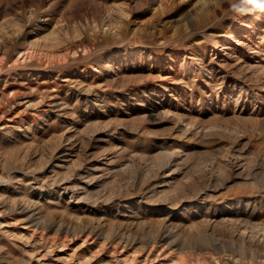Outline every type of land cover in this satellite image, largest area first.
<instances>
[{"label":"rangeland","instance_id":"rangeland-1","mask_svg":"<svg viewBox=\"0 0 264 264\" xmlns=\"http://www.w3.org/2000/svg\"><path fill=\"white\" fill-rule=\"evenodd\" d=\"M233 4L0 0V264H264V11Z\"/></svg>","mask_w":264,"mask_h":264},{"label":"bare ground","instance_id":"bare-ground-1","mask_svg":"<svg viewBox=\"0 0 264 264\" xmlns=\"http://www.w3.org/2000/svg\"><path fill=\"white\" fill-rule=\"evenodd\" d=\"M218 45H219L220 47H222V46H223V41L220 40V42H219ZM22 52H23V51H22ZM24 53H25V52H23V55H24ZM25 54H26V53H25ZM26 55H27V54H26ZM26 55H24V56H26ZM24 56H23V57H24ZM18 57H19V56H18ZM18 57H17V58H18ZM20 57H21V56H20ZM30 57H32V55H31ZM22 60H23V59H22ZM27 60H28V57H27ZM29 60H30V58H29ZM16 61H17V59H16ZM34 203H35V201H34ZM37 203H38V202H37ZM37 203H36V204H37ZM23 210H24V209H23ZM25 212H26V211H25ZM38 214H39V213H38ZM33 219H34V218H33ZM37 223H38V222H37ZM29 224H30V223H29ZM34 224H35V223H34ZM35 225H36V224H35ZM38 225H39V224H38ZM0 226H1V224H0ZM4 226H5V225H4ZM25 226H26V225H25ZM32 227H33V226H32ZM38 228H39V227H38ZM1 229H2V228H1ZM4 229H5V228H4ZM32 229H34V227H33ZM29 230H30V229H29ZM36 230H37V229H36ZM1 231H2V230H1ZM32 231H33V230H32ZM3 232H4V231H3ZM19 232H21V231H19ZM34 232H35V229H34ZM34 232H33V233L24 232V234H18L17 231H16L17 234H16V233H14V234L16 235L15 237H16V239H18L19 242H20V241L22 242L23 239H26V241L29 243V245H33V246H35V245H36V242H37L36 240L39 239V238H37V239L35 238V236H34ZM36 232H37V231H36ZM21 233H22V232H21ZM6 234H8V233H6ZM11 235L13 236V234H11ZM8 236H9V235H8ZM40 238H41V237H40ZM51 240H52V239H51ZM51 240H50V241H51ZM12 241H13V240H12ZM24 241H25V240H24ZM24 241H23V242H24ZM38 241H40V240H38ZM47 242H48V241H47ZM52 242H54V241H52ZM37 244H38V243H37ZM50 244H52V243H50ZM50 244H49V245H50ZM24 245H26V243H25ZM27 245H28V244H27ZM46 245H48V244H45V246H46ZM52 245H53V244H52ZM62 245H63V244H62ZM36 246H38V245H36ZM42 246H44V245H42ZM54 246H55V245H54ZM64 246H65V245H64ZM22 247H23V246H22ZM62 247H63V246H62ZM29 248H30V247H29ZM29 248H28V249H29ZM45 248H46V247H45ZM50 248H51V246H50ZM26 249H27V248H26ZM32 250H33V248H32ZM56 250H57V249H56ZM61 250H62V249H61ZM69 250H70V249H69ZM26 251H27V250H26ZM26 253H27V252H26ZM45 253H46V252H45ZM68 253H69V252H68ZM35 254L38 255L39 253H38V252H37V253L35 252ZM57 254H58V253H57ZM70 254H71V253H70ZM39 255H40V254H39ZM41 256H42V254H41ZM41 256H40V257H41ZM81 256H82V255H81ZM57 257L60 258L59 256H57ZM79 257H80V256H79ZM52 258H53V257H52ZM63 258H64V257H63ZM65 258H66V257H65ZM82 258H83V257H82ZM53 259H54V258H53ZM55 259H56V258H55ZM66 259H67V258H66ZM84 259L86 260L85 257H84ZM59 260H60V259H59ZM67 260H68V259H67ZM85 260H84V261H85ZM117 261H118V260H117ZM120 262H121V261H120ZM122 262H124V264H125V262H127V261L125 260V261H122ZM38 263H39V262H38ZM47 263H48V262H47ZM93 263H94V262H93ZM93 263L90 262V264H93ZM48 264H49V263H48ZM54 264H55V263H54ZM75 264H84V263H82L81 260H80V258H79V260L76 261ZM113 264H115V263H113Z\"/></svg>","mask_w":264,"mask_h":264},{"label":"clouds","instance_id":"clouds-1","mask_svg":"<svg viewBox=\"0 0 264 264\" xmlns=\"http://www.w3.org/2000/svg\"><path fill=\"white\" fill-rule=\"evenodd\" d=\"M246 6H251L254 9L264 11V0H239V6L233 4V8H236L240 12L247 11Z\"/></svg>","mask_w":264,"mask_h":264}]
</instances>
